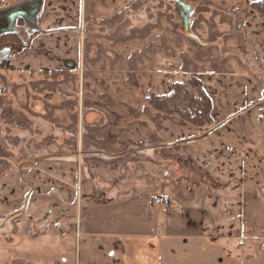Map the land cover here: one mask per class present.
Returning <instances> with one entry per match:
<instances>
[{"label": "rangeland", "instance_id": "374dc122", "mask_svg": "<svg viewBox=\"0 0 264 264\" xmlns=\"http://www.w3.org/2000/svg\"><path fill=\"white\" fill-rule=\"evenodd\" d=\"M37 16L43 33L25 40L0 35V264H108L96 242L74 239L73 206L57 207L61 200H84L87 192L97 195L76 165L65 164L62 182L30 170L47 155L55 173L64 170L56 160L58 145L74 144V108L88 105L110 118L107 135L140 122L143 106L162 127L151 130L153 137L171 141L173 150L162 153L164 164L154 163L161 169L154 194L187 197L195 205L205 197L201 206L218 213V226L204 233L206 239L237 264H264V0H42ZM192 77L212 102L204 127L148 103L150 96L169 93L173 83L196 91L187 85ZM126 108L134 109L131 119ZM64 122L73 133H65ZM214 168L224 170L225 182H200ZM192 174L197 181L187 190ZM41 218L47 231L32 237L27 221ZM160 264L228 261L163 242Z\"/></svg>", "mask_w": 264, "mask_h": 264}, {"label": "crops", "instance_id": "0c3cea01", "mask_svg": "<svg viewBox=\"0 0 264 264\" xmlns=\"http://www.w3.org/2000/svg\"><path fill=\"white\" fill-rule=\"evenodd\" d=\"M126 109L131 119L134 109ZM142 110L143 119L141 118L140 122L128 123L129 128L120 126L114 130L115 133L107 135L106 126L110 118L103 111L93 105L74 108L72 117L74 133L65 125V122L63 130L68 134L78 133L79 135L75 136L74 144L64 140L58 145V152H56L60 153L61 157L56 160L61 161L60 166L62 165L61 169L64 170L60 172H63H54V166L51 163L53 156L47 154L30 166L31 172L39 171L41 178L59 177L62 182L66 175L65 164L71 162L76 165L79 177H83L85 182L90 183L93 193L97 195L87 192L84 200L82 197L79 200L73 199L71 202L61 200L58 201L57 207L63 206L66 211L69 206H73V217L69 222L70 226L72 224L74 239L83 238L96 242L98 248L104 249L105 255L108 256V264H160V250L163 242L167 243L169 249L174 245H188L198 250V253L203 254L205 250H208L212 253L214 260L223 257L228 264H237L229 253L223 256L225 251L223 252L221 246L210 243L213 241L212 238L206 239L204 233L218 226V213L205 208V205L204 208L201 206L205 203V197H199L200 204L195 205L194 202L187 201V197H184V200L179 198L177 201L161 193L159 195H165L167 199L160 204L153 203V199L158 196L154 194V190L160 185L158 180L161 178V169L159 167L155 169L154 163L155 165L164 164L162 153L173 150H171V144L168 145L171 141L163 144L159 138L153 137L154 130L157 129L160 132L162 127L155 125L150 116L145 115L143 106ZM135 129H139L141 136ZM82 131L86 135L84 138L80 137ZM124 134L127 136H123ZM204 140L205 138H201L186 145H191L193 142L199 144ZM45 145L53 149L52 143H45ZM200 153L196 159L202 161L203 156ZM169 161L171 162L172 159L169 158ZM27 172L23 173L24 178L29 175ZM36 175V173L31 174V176ZM207 175H201L200 182L211 181L212 184L214 181L225 182L223 169L214 168L212 173ZM194 181H197V178L192 174V180L190 179L186 186L187 190H192ZM52 190L54 194L60 193L56 188ZM234 221L232 219L233 224ZM27 223L29 226L26 231L32 237L45 234L49 224L46 218L28 220ZM58 232L65 236L63 240L68 239L66 230L60 229ZM43 253L46 252L43 251ZM47 255L48 252L46 257Z\"/></svg>", "mask_w": 264, "mask_h": 264}, {"label": "trees", "instance_id": "16d2710c", "mask_svg": "<svg viewBox=\"0 0 264 264\" xmlns=\"http://www.w3.org/2000/svg\"><path fill=\"white\" fill-rule=\"evenodd\" d=\"M187 85L196 88V91L187 89L181 83H173L169 93L150 96L148 103L160 113H179L187 123L195 127L207 126L212 111L210 96L202 90L200 81L195 77L190 78Z\"/></svg>", "mask_w": 264, "mask_h": 264}, {"label": "flooded vegetation", "instance_id": "af4514ba", "mask_svg": "<svg viewBox=\"0 0 264 264\" xmlns=\"http://www.w3.org/2000/svg\"><path fill=\"white\" fill-rule=\"evenodd\" d=\"M41 6L42 0H7L0 6V35L12 34L19 40H25L29 34L43 33L37 21ZM85 32L86 29L81 28V34ZM77 48L76 55L80 56L79 45Z\"/></svg>", "mask_w": 264, "mask_h": 264}, {"label": "built area", "instance_id": "2783aa9c", "mask_svg": "<svg viewBox=\"0 0 264 264\" xmlns=\"http://www.w3.org/2000/svg\"><path fill=\"white\" fill-rule=\"evenodd\" d=\"M167 199V197L165 195H158L157 197H155L153 199V203L154 204H160L162 203L163 201H165Z\"/></svg>", "mask_w": 264, "mask_h": 264}]
</instances>
